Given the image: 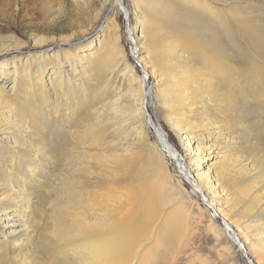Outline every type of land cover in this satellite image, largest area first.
<instances>
[{"label": "bare ground", "instance_id": "obj_1", "mask_svg": "<svg viewBox=\"0 0 264 264\" xmlns=\"http://www.w3.org/2000/svg\"><path fill=\"white\" fill-rule=\"evenodd\" d=\"M132 3L142 75L119 43L122 0H103L96 43L64 37L55 54L0 60V264H148L154 244L184 236L179 205L166 210L167 164L146 135L150 75L195 169H182L185 181L264 264V14L245 29L217 0ZM56 4L71 27L99 17Z\"/></svg>", "mask_w": 264, "mask_h": 264}, {"label": "rangeland", "instance_id": "obj_2", "mask_svg": "<svg viewBox=\"0 0 264 264\" xmlns=\"http://www.w3.org/2000/svg\"><path fill=\"white\" fill-rule=\"evenodd\" d=\"M40 1L42 0H0V60L2 57H10L11 55L24 58L30 53L55 54L64 37H69L72 43L77 44H88L91 39L96 43L101 38L103 34L101 29L108 16L107 7L103 5V0H62L63 6L75 13L79 9L86 11L88 6L93 7L96 12L100 11L99 17L94 20L92 25L89 20H79L78 18L76 22H79L73 27L67 25V17L58 12L57 0L55 3L54 1H47L46 9H51L49 14L40 9ZM122 1L123 4L114 6L113 13L119 43L125 56V63L132 66L135 75L139 76L143 74V68L141 63L137 61L138 52L134 39H132L135 26L134 7L132 0ZM217 3L227 11L233 23L238 21L239 25L242 23L245 29L256 13L264 14V0H217ZM35 41L43 42L35 44ZM65 67L67 70L71 69L69 62L65 64ZM10 70H12L11 67ZM118 75L120 74L118 73ZM5 79L4 77L1 78L0 83ZM153 79L150 75L147 85L151 88V98L146 104L147 114L153 121L150 120L152 127L146 126L145 130L153 150L158 156L160 154L167 164L168 178H170L168 182L171 187L173 186L172 190L169 192L167 189V192L169 196L173 194V197L170 196L172 201L170 199L166 210H172L173 207L179 205V209L173 212L183 219L181 228L184 229V236L173 247L168 248L154 244V249L150 251L147 263L255 264L256 260L250 250L245 251L249 248V244L242 243L244 242L241 234L242 228H236L233 224L224 227V220L217 214L214 215V210L208 208L206 203L202 201L201 195L185 181V175L181 172L182 169L192 172H195V169L193 170L194 166L190 167L189 165L188 150L185 151L182 138L176 130L172 129L170 123L166 122L167 115L155 94V89H153L155 83V79ZM154 123L157 124L155 126L161 128V133L175 151L173 159L160 150L159 136L153 129ZM142 124L144 125L143 121ZM176 155L178 159H176ZM222 165L225 164L222 163ZM241 197H243L242 194ZM213 206L221 211L228 209L223 200ZM166 210L164 212H167ZM223 218L225 219L224 216ZM230 233H233L235 239L233 235L231 237ZM133 264L137 263L134 262Z\"/></svg>", "mask_w": 264, "mask_h": 264}]
</instances>
